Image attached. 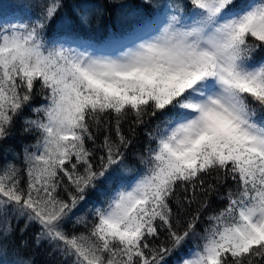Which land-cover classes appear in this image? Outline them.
Returning <instances> with one entry per match:
<instances>
[{"label": "snow or ice", "instance_id": "1", "mask_svg": "<svg viewBox=\"0 0 264 264\" xmlns=\"http://www.w3.org/2000/svg\"><path fill=\"white\" fill-rule=\"evenodd\" d=\"M64 7L65 0L0 4V141L18 118L37 135L23 148V170L0 166V252L15 219L25 222L21 233L35 226L36 245L46 243L65 264H163L190 238L200 243L176 264H264V57L255 59L264 52V0H165L127 42L103 49L57 19ZM95 7L74 5L85 15ZM9 10L27 14L9 19ZM37 84L45 103L32 106ZM130 115L136 126L158 118L139 168L125 163L132 140L121 123ZM109 118L116 139L104 136L97 164L86 144L94 131L108 132ZM125 171L134 173L127 184ZM213 173L216 183L205 186ZM229 179L235 187L218 196L226 206L206 217L201 235L208 196ZM179 192L191 195L181 200ZM90 193L102 199L76 215ZM171 200L181 209L197 204L183 231ZM73 217L85 231L67 230ZM161 230L170 247L152 243Z\"/></svg>", "mask_w": 264, "mask_h": 264}, {"label": "trees", "instance_id": "2", "mask_svg": "<svg viewBox=\"0 0 264 264\" xmlns=\"http://www.w3.org/2000/svg\"><path fill=\"white\" fill-rule=\"evenodd\" d=\"M19 0H0V4L4 5H14L18 3ZM82 2H89L96 7L89 11L86 15L80 12L78 9L74 8V5L80 4ZM121 2L128 3L132 5V8L136 10L138 14H132L131 9H122L119 7ZM165 2V0H65V7L61 11L60 16L57 18L66 17L70 21L71 26L74 31L79 34V38L89 41L95 45L98 49H103L105 45L112 41H122L127 42L130 38V34L134 29L138 27V22L150 19L154 11V5L157 3ZM248 0H237L238 5H245ZM27 13L24 11H11L9 10V19L24 16ZM85 15V18L81 20V16ZM56 22L50 26L51 31H55ZM264 57V52L257 53L255 59L259 60ZM33 100L31 101L32 106H39L45 101L42 96L38 93V84L33 89ZM24 116H32L33 114L28 108H25ZM35 118V117H33ZM111 121L108 126V132L101 131L98 134L95 133V142L88 141L86 146L93 151L94 163H99V157L104 155V151L100 145L103 143L104 136L106 134L111 135L113 140L116 139L114 120L109 118ZM134 117L129 116L126 120L121 123V131L130 140H132V145L125 151V163L129 168H139L140 165L137 161V155L143 152L148 145L149 141L146 136V132L151 131L158 118L151 119L148 123L141 126H136L133 123ZM23 123L18 118L8 138L4 141H0V166L6 162L14 163L18 168H24L23 164V148L32 145L36 142L37 135L35 133L27 134L23 131ZM155 144L153 143V147ZM215 173L211 177L206 176L205 186L208 183L215 184L214 179ZM121 176L125 184L130 183L134 177L132 172H122ZM64 183L67 184L68 181L65 178ZM117 184H113L112 188L115 189ZM27 186V177L21 171V187ZM235 185L232 180H228L226 186H220L218 193H211L208 196V202L210 204L209 209L203 210L201 213V224L198 225L197 230L203 234L202 229L208 225L206 217L213 211L219 210L226 206V201L221 200L218 196H222L227 188H234ZM71 190V189H70ZM181 200H183L185 195H191V193H178ZM199 201L204 200V196L199 192L196 193ZM61 197L67 199V194L61 191ZM102 199L99 194H89L87 200L81 203L76 211V215L85 214L88 209H90L94 203H99ZM103 199H106L104 197ZM170 207H172L173 212L178 214V219L181 222V226L178 229L183 231L184 221L192 215L197 204L193 203L191 206L185 205L183 209L179 208L175 200H171ZM75 217H73V222L67 224V230L71 233L73 231L83 232L84 228L79 225H74ZM12 226L15 229L14 237L11 243H9L7 253L0 252V264H15L21 257L30 258L32 264H65L63 258L56 252H54L46 243L37 246L35 243V235L37 228L35 226L29 227L27 230L21 233V230L25 227L24 220H20L19 223L13 219ZM21 241H27V246L22 247ZM155 246L163 244L166 247H170L171 243L167 238V233L161 230V236L159 239L152 242ZM199 239H189L181 246L180 249L175 250L171 255H167L164 258L163 264H176L178 259L182 258V254L187 255L189 250L194 249L195 244H199Z\"/></svg>", "mask_w": 264, "mask_h": 264}]
</instances>
